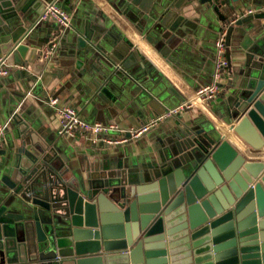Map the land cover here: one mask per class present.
<instances>
[{
	"label": "water",
	"instance_id": "obj_1",
	"mask_svg": "<svg viewBox=\"0 0 264 264\" xmlns=\"http://www.w3.org/2000/svg\"><path fill=\"white\" fill-rule=\"evenodd\" d=\"M45 1L0 0V54L26 78L49 61L41 56L51 35L36 37L51 27L39 19ZM122 1L164 55L186 29L222 23L208 26L226 29L229 73L231 55L239 60L222 118L247 152L264 150V1ZM90 21L75 51L78 66H94L89 90L112 99L132 93L139 116H150L147 84L127 72L137 62L145 68L144 57L121 32ZM11 114L0 147V264H264V161L247 159L213 128L183 125L138 157L87 140L91 165L79 176L35 118ZM223 186L233 200L214 204Z\"/></svg>",
	"mask_w": 264,
	"mask_h": 264
},
{
	"label": "crops",
	"instance_id": "obj_2",
	"mask_svg": "<svg viewBox=\"0 0 264 264\" xmlns=\"http://www.w3.org/2000/svg\"><path fill=\"white\" fill-rule=\"evenodd\" d=\"M51 1L54 0L45 1L43 4ZM56 2L69 12L71 23L63 30L55 22L48 21L51 27L44 25L39 29L36 37L40 39L48 34L51 38L63 34L55 53L41 74L36 78L31 76L26 78L17 72L23 67L14 64L10 66L11 70L7 76L0 77V122L7 123L4 136L13 129L10 123L11 113L21 111L26 117L35 118L36 125L44 137L51 136L54 146L65 157L69 170L80 176L82 170L88 169L91 165V157L85 147L88 139L81 132H76L74 136L60 135L58 133L60 117L48 102L43 103V99L56 97L58 106L73 105L80 117L88 122H115L121 128L135 126L132 121H137L138 126L142 125L164 110L190 101L193 104L191 108L162 122L136 140L115 145V150H124L130 156L138 157L145 148H154L160 139L174 130L183 125L195 124L213 128L239 152H244L247 159L264 161V150L247 152L249 148L230 130L222 118L225 110L222 97L224 93L227 94V83L239 67V60L235 55H231L232 73H229L228 68L225 69L220 83L222 85L219 86L214 98L203 103L194 98V92L212 80L214 41L218 32L208 25L216 27L220 26L221 22L213 18L204 24L199 23L194 30L186 29L185 36L175 40L164 55L163 50L149 40V31H142L138 23L132 22L124 15L122 0H56ZM221 11L222 15H227L229 10L224 8ZM88 18L91 19V25L101 22L121 32L132 44L131 50L136 49L138 54L144 57L146 69L141 68V62H137L131 65L127 72L138 81L147 84L149 89L145 101L147 103L142 107H145L150 116L144 119L139 116L136 110L140 104L132 93L127 92L120 98L114 96L112 99L106 95L100 97L96 91L89 90L94 66H91L92 61H84L78 66L76 63L79 60L75 55L76 39L85 33V21ZM236 36L233 34L232 37L230 46L232 54L238 47ZM4 136L0 138L1 148L6 146ZM232 200L233 196L226 186L220 188L213 196V203L218 205L227 204Z\"/></svg>",
	"mask_w": 264,
	"mask_h": 264
},
{
	"label": "built area",
	"instance_id": "obj_3",
	"mask_svg": "<svg viewBox=\"0 0 264 264\" xmlns=\"http://www.w3.org/2000/svg\"><path fill=\"white\" fill-rule=\"evenodd\" d=\"M40 20L53 21L61 29L67 28L71 23L69 12L62 6L58 5L56 0L45 3L40 14ZM226 29H221L215 38V58L213 64V71L211 75V83L197 89L194 92V98L200 102H206L217 94L219 85L224 76V71L227 68L226 57ZM58 46V36H53L47 46L42 50V59L50 60L55 53ZM10 71V66L7 64L6 57L0 56V77L7 76ZM58 99L56 97H49L48 103L55 109L60 117V125L58 133L62 136H74L76 132H81L88 140L96 142L102 140L111 145H118L126 143L130 140H136L142 135L157 127L162 122L178 116L185 109L191 108L193 104L187 101L179 106L169 108L160 114L150 118L144 124L137 127L131 126L128 128H121L115 122H88L80 117L77 109L71 104L62 106L57 105ZM7 123L0 122V138L5 134ZM116 133V136H112ZM127 134L129 137H127Z\"/></svg>",
	"mask_w": 264,
	"mask_h": 264
}]
</instances>
